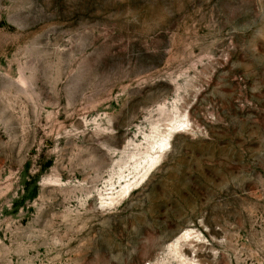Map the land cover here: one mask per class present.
Wrapping results in <instances>:
<instances>
[{
  "label": "rangeland",
  "instance_id": "374dc122",
  "mask_svg": "<svg viewBox=\"0 0 264 264\" xmlns=\"http://www.w3.org/2000/svg\"><path fill=\"white\" fill-rule=\"evenodd\" d=\"M0 264H264V0H0Z\"/></svg>",
  "mask_w": 264,
  "mask_h": 264
}]
</instances>
